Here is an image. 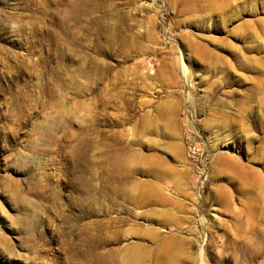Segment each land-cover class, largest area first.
I'll list each match as a JSON object with an SVG mask.
<instances>
[{
    "label": "rangeland",
    "instance_id": "rangeland-1",
    "mask_svg": "<svg viewBox=\"0 0 264 264\" xmlns=\"http://www.w3.org/2000/svg\"><path fill=\"white\" fill-rule=\"evenodd\" d=\"M0 264H264V0H0Z\"/></svg>",
    "mask_w": 264,
    "mask_h": 264
}]
</instances>
